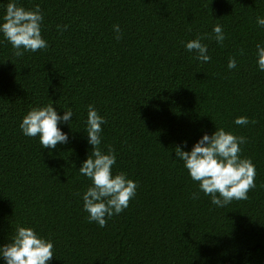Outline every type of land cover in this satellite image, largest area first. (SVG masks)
Listing matches in <instances>:
<instances>
[{"label": "trees", "instance_id": "16d2710c", "mask_svg": "<svg viewBox=\"0 0 264 264\" xmlns=\"http://www.w3.org/2000/svg\"><path fill=\"white\" fill-rule=\"evenodd\" d=\"M19 3L40 7L48 47L17 57L0 35V245L22 225L53 241L50 264H264V72L255 58L264 0ZM217 24L222 44L211 38ZM197 36L207 63L184 48ZM230 57L237 68H227ZM46 104L74 113L58 125L68 142L54 149L19 128ZM88 105L106 120L100 147L114 150L113 172L137 183L103 228L88 222L80 195L91 184L78 170L91 154ZM238 116L254 123L236 125ZM216 127L246 137L240 155L256 169L248 199L224 207L203 192L192 198L198 182L175 155Z\"/></svg>", "mask_w": 264, "mask_h": 264}, {"label": "clouds", "instance_id": "9594fccd", "mask_svg": "<svg viewBox=\"0 0 264 264\" xmlns=\"http://www.w3.org/2000/svg\"><path fill=\"white\" fill-rule=\"evenodd\" d=\"M44 17L37 5L32 9L23 7L19 0H8L0 15V35L14 49V55L22 57L25 52H36L48 47L42 37L41 24ZM257 24L264 28V16H257ZM66 27V26H65ZM115 38L120 39V26L113 25ZM217 44H222L226 36L221 25L212 28ZM204 36H197L184 42L187 52L194 54V59L207 63L211 57L208 47L202 41ZM23 49V51L21 50ZM256 65L264 72V42L255 46ZM228 69L237 68L235 57H230ZM74 113L71 108L64 109L60 115L52 104L34 106L20 120L21 133L27 137H39L42 148L54 149L57 144L68 142L67 133L58 125L69 123ZM104 117L98 114L93 105L87 106L84 132L87 143L91 145V154L82 162L79 173L91 181L90 186L80 194L83 210L88 214L89 223L95 222L103 228L107 220L124 211L130 199L136 195L137 183L124 172H113L116 154L109 146L107 152L100 147ZM236 125L254 123L246 116L234 119ZM246 137L237 136L223 127L215 129L209 135L203 133L188 151L176 147V158L183 162L184 168L192 181L198 182V192L192 198H198L199 192L211 197V203L224 207L233 200H247L248 192L255 187L256 169L250 158L242 157L241 145ZM53 241L39 234L30 226L17 225L14 235L5 245H0V260L3 264H50L54 257Z\"/></svg>", "mask_w": 264, "mask_h": 264}]
</instances>
